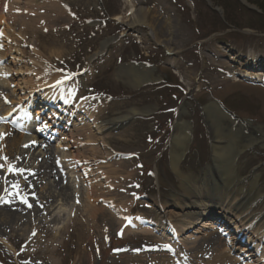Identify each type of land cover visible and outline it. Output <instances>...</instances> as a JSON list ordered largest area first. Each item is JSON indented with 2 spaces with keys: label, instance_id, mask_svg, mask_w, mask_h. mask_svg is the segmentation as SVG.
<instances>
[{
  "label": "rangeland",
  "instance_id": "1",
  "mask_svg": "<svg viewBox=\"0 0 264 264\" xmlns=\"http://www.w3.org/2000/svg\"><path fill=\"white\" fill-rule=\"evenodd\" d=\"M51 2L0 0V31L3 34L6 31V37L0 36L3 41L0 43V52L9 53L10 48L12 54L9 58L0 57V105L8 107L13 99L11 87L8 89L6 85V82L10 83V78L6 76L11 74L7 72L14 69L29 74L42 67H52L48 71L54 73L53 78L59 75L72 80L73 86L79 90L78 103L85 100L82 110L94 112L101 124L109 120H119L124 116L130 117L102 137L110 150L98 146L99 149L83 151L86 157L94 160L90 162V169L93 171H97L99 166H112L114 169L109 176H104V172L97 173L96 176L100 177L99 187L102 193L107 196L108 201L110 198L114 200L115 206L111 204L112 201L107 202V206L97 203L100 209L105 210V215L95 225L84 220L85 218L82 219L81 211L76 212V220H73L76 223L70 224L71 230H76L78 221L82 220L86 230L92 225L97 231L95 235H83L86 239L94 236L95 242L79 252L75 247L76 243L69 245L65 249V264H75L77 261V264H186L188 261L184 257L167 252L173 249L174 244L170 232L176 231L174 226H180L186 220L173 218V222L167 223L169 237L157 224L162 210L170 215L179 212L172 206L158 210V200L164 204L174 195L182 194L178 173L172 168L173 154L177 150L180 153L173 138L183 131L178 132V123L181 120L188 123L190 138L186 144L185 155L179 163V171L192 181L205 183L209 187L216 182L223 186L226 182V170H223L224 166L217 167L213 162L212 130L206 108L218 102L236 118L264 130V13L261 10V6L264 8V0ZM31 9L38 10L37 14L34 13L30 19L21 16ZM141 11L145 14L142 19L144 23H135V17ZM39 12L42 15L41 20ZM115 17H120V23L112 20ZM43 21L47 24L46 30L40 28ZM9 26L10 30L7 32ZM114 37L116 40L109 48L92 59L101 52L103 43ZM53 54L57 58H53ZM254 56L262 58L263 61L250 62V58ZM239 57L243 59L240 65ZM12 58H17V67L10 64ZM142 63L152 66V71L144 74L147 73L146 76L151 75L157 80L137 88L134 80L142 73L137 67L142 66ZM235 79L237 80L234 81ZM52 80L50 77L48 81ZM59 105L57 104L59 111L62 112L63 108ZM69 110L72 111V107ZM66 111L69 115L68 108ZM81 116L82 114L75 119L78 125ZM37 124L34 123V126ZM40 126H44L43 121ZM5 127L0 122V135ZM53 138L55 139L50 146L57 154L54 165L64 172L66 179V172L72 169L69 163H65L67 145L64 141L58 151L56 147L62 140L56 135ZM43 146L46 147L45 144ZM35 149L38 150L37 155L45 150L40 146ZM9 162L16 166L12 159ZM236 164L240 180L229 189L231 201L242 199L240 188L248 181L244 195L255 192L254 196L247 197V201L254 208L253 214L260 215L257 224L264 228V146L254 144L246 148L238 155ZM0 165L4 166L3 163ZM101 171L105 169L99 170ZM0 175H3V168H0ZM253 175L257 176L259 182L257 189H252L250 184ZM67 180L69 181H65L66 185L73 184L69 178ZM17 182L25 187L24 180ZM56 183L59 184L60 181ZM80 184L79 194L85 196V184L82 180ZM108 185L111 186L107 188ZM61 186L63 187L62 181ZM40 189L43 190L42 186ZM40 189L38 192H41ZM27 191L24 194L19 192L17 196L21 202L27 200V203L22 202L24 207L31 204L42 209V200L35 202L33 195ZM56 202L47 214L57 212L56 208L61 204ZM69 202H64L63 208L66 212L71 210L70 206L73 204L71 200ZM109 216L114 220L112 223L108 221ZM209 217H203L194 229L181 233V240L185 243L189 235H193L194 242H197L187 247L189 250L193 248L190 250L193 257L189 264H235V261H239L237 255H246L241 251L249 245L248 231L243 229L238 235L239 233L232 230L233 225L221 224L223 234L227 235L224 238L218 231L219 226L213 230L202 229L205 221L214 222L213 216ZM130 218H133L132 222L137 218L146 219L155 228L143 235L141 232L144 229L135 231L128 228L131 224H126ZM243 223L244 221L240 224ZM255 230L254 234L258 232L257 228ZM51 232L44 239L45 243L52 240L54 232ZM218 232L222 242L217 243ZM207 234L209 235L206 236ZM13 236L0 235V264H29L30 252L25 248L28 236L21 233ZM163 240L168 242L170 249H165L167 244H163ZM224 240L232 247V251L230 254L226 253L227 257L217 259V255H221L219 244H224ZM61 241L62 238L58 243ZM177 242L179 243V238ZM263 253L260 250L255 254L256 257L251 258L255 259L254 264L262 263L258 258ZM32 264L38 263L32 261Z\"/></svg>",
  "mask_w": 264,
  "mask_h": 264
},
{
  "label": "bare ground",
  "instance_id": "2",
  "mask_svg": "<svg viewBox=\"0 0 264 264\" xmlns=\"http://www.w3.org/2000/svg\"><path fill=\"white\" fill-rule=\"evenodd\" d=\"M46 1L48 3L51 2V0ZM36 12H38V10H27L21 16L30 19L31 16L37 14ZM40 14L41 12H39V15ZM17 16L21 17L20 15ZM144 16V12L141 11L135 17L137 20L134 22L143 24L144 21L142 22V19ZM41 18L42 15H40L39 20H41ZM113 20L120 22V17H115ZM40 24V28L42 30H46L47 24H45L44 21ZM9 30L10 26L7 29V32ZM2 37H6V31H4ZM114 40H116V38L106 40L103 43L101 52L98 55L93 56L92 59L96 58V56H99L105 50L107 45ZM8 52L9 53L3 52L2 54L0 52V57L8 56L9 58V56L12 55L10 54V48ZM52 57L57 58L54 54ZM12 59L13 61H10V64L12 66L18 65L15 62L17 58ZM250 59V62L253 61L254 63H261L263 61V59L258 56L251 57ZM242 61L243 59L239 57L238 64ZM48 68L51 69L52 67ZM48 68L42 67L39 68L37 72L34 71V73L30 72L29 74L17 72L14 69L10 70V72L7 73L11 74L6 76L10 78V83L6 82V85L8 89L11 87L10 90L12 92L11 94L13 98L11 99V103L14 105L13 107H19V105H21V103L27 99L29 101L18 108L16 112L19 116L16 118L18 122H20L19 119L24 116L29 120L32 105H35L36 107L35 102L33 103V101L29 99H31L35 93H39L38 99H40V104H44L42 107L37 108L38 111L36 112V116H39L41 113L45 114V111L50 109L47 108V106L55 102H60V105H63L61 107L63 108L62 114L69 116L66 114V109L68 108L69 111L70 107L77 104V110L75 111V114L70 117L76 119L82 114L80 117V124L78 125L74 121V125L73 120L69 122L71 119L69 118L68 122L66 121V125H68L70 129L66 125L62 128L66 133H61L56 131V129H53V133H59L62 140V142L56 147V150L59 151V148H61L60 146L62 143H64V141L65 145H67V148H65L67 152L65 155V163H69V167L72 169L68 170L69 172H66V179L64 172H61L60 169H57L54 165L57 154H55L56 152L54 153L52 151L49 144L46 145L44 152H39L38 155L36 154L38 150L35 149L36 146L34 142L37 141V135L39 133L34 132L33 136L30 137L23 134L20 136L9 127H6V130H4L0 135L2 136V138H0V164H4L3 175H0V198H6L8 201H10L9 203L0 202L2 203L0 204V235L8 236L9 234H12L14 235L13 237H15L21 233L23 236H28L25 240V248H27L30 252V254H28V258H30L29 264H32V261L38 264H65V249L68 248L69 245L76 243L75 247L79 249L77 250L79 252L95 242L94 236H89L87 239L83 236L86 233H92L95 235L97 231H95L92 225H90V228L86 230L84 228V222L81 220L78 221V228L72 231L70 224L74 225L76 223V221L73 222V220H76L77 217L76 212L81 211V218H85L84 220L95 225V222L97 224L98 220L103 215H105V210L100 209L97 203L101 202L104 206H107V202L112 201L111 204H114V200H111L110 198L108 201L107 196L102 193L101 188L99 187L101 186L99 184L101 181H99L100 177L96 176L97 173L102 174V172H104V176H109V173L114 172V169H112V166H99V168H96L97 171H93V169H90L92 166V163L90 164V162L94 160L86 157L83 151L85 149H90V151H92L93 149L98 148V146L104 147L106 150H110L108 149L109 147L104 142L102 137L104 138L107 136L110 133L108 132L109 130L115 128L126 120L128 121L130 118L129 116H124L119 120H109L101 124L95 117L94 112H86L82 110L85 100H82V103L78 104L79 95H77V89H75V86H73L71 83L72 80L67 79L66 77L64 79L59 75L56 78H53L54 73L48 71ZM139 69L142 71V73L139 74L140 76L135 78V87L139 88L143 84L151 83L157 80L151 75L146 76L144 74V72H151V70H148L146 67H141ZM56 73L57 72H55V74ZM50 77H52V81H48ZM236 80L237 79L234 81ZM61 81H63V83H61ZM55 83L59 84L54 86L53 84ZM16 101L18 102L16 103ZM0 107V112L3 119L9 117L13 109L5 107L3 104L0 105ZM72 109L74 110V108ZM50 110L52 113H54L53 109ZM73 110L71 112L72 114L74 113ZM206 113L210 128L212 130L211 149L213 162L217 167H225V169H223L226 170L225 184L222 186L216 182V184L209 187L205 183L192 181L188 176L183 175L179 171V169H181L179 167V163L185 155L186 144L190 138L189 125L185 121L181 120L180 123H178L177 129L178 132L181 130L183 131L181 134H177L173 138V142H175L176 147L180 149V153L177 150V152L173 154L172 168L176 173H178L177 175L181 182L182 194L179 196L174 195L170 201L164 204L161 202V200H158L159 211L165 209L167 206H172L179 210V212H176L175 214L172 213V215H176L177 217H173L169 213H166L165 210H162V212L159 214L160 219L157 222L159 226L163 228V230L165 229V223L169 220L173 222V218L180 221L186 220L184 221V224L180 226H174L177 230V233L180 232V237L179 243L175 241L172 247L178 253L179 257H184V260L186 259L188 262L192 261L191 257L193 256L190 253V250L193 248L189 250L187 247L191 244H197V242H194L195 240L193 235H189L186 238L188 239V241L186 240V244L184 240H181V233L183 231H188L189 229H194L199 220L205 216H210L209 218L213 216L215 223L219 221L223 222L224 220L226 225H233L234 227L232 230H234L236 234L241 232L243 229L248 230L247 234L249 235L248 238L250 243L255 244L257 241H264V228L259 227L260 225L257 224L258 219H260V215L253 214L254 208H251L247 201V197L249 198L254 196L255 192H252L248 196L244 195L246 194L245 190L248 181L247 183H243L242 187L240 188V193H242L241 200L232 202L229 195V189L234 184H236L238 180H240L238 176V167L236 164L238 155L243 153L246 148H250L254 144H261L264 146V130L261 127L253 126L250 122L236 119L232 115L225 112L218 103L210 104L206 108ZM54 117L58 118L57 116ZM47 118L49 120L46 121L44 126L41 127L43 130H46V128H51V123H53L55 126H60L59 123L53 122L54 119L51 118V116H47ZM14 119L11 121V123L16 121ZM96 142L99 144H96ZM42 143H45V141ZM38 144L40 145L41 142H38ZM26 145L27 147H25ZM5 156L7 157V162L3 159ZM41 156L43 157L41 158ZM9 159H12L13 163L15 162V168L25 170L23 174H13L8 172L7 169L11 163L9 162ZM67 167L68 166L66 165L65 168L67 169ZM103 169H105V171L99 172V170ZM253 176V179L250 180V184L252 189H257V187H259V182L257 180V176ZM67 178L71 180V183H73L72 185H66L65 181H69ZM80 179H82L83 184H85V196L79 194L81 191L79 190L81 188ZM20 180L25 181V187L21 186V184L17 182ZM56 181H60V183L57 184ZM61 181L63 187L61 186ZM13 184L19 185L20 194H24L27 190H29L27 192L33 195L35 202H40V200H42L41 205H43V208L37 209L31 204V207H29L28 204L24 207L22 202L17 198L18 195H14L15 189L12 188ZM41 186L43 190L40 189ZM109 186L111 185H108L107 188H109ZM5 189L8 191H5ZM38 189H40L41 192H38ZM73 189H75V192ZM238 193L239 190L237 191V195H239ZM257 194H261L259 190H257ZM257 198L259 199L260 197L257 196ZM70 200L73 202V204L70 206L71 210L66 212L64 209V202L69 204ZM56 201L59 202L61 206L57 208L55 207L57 212H52L51 215L48 213L50 215L49 216L46 212L50 210L51 207H53ZM251 204L253 205V202ZM216 209L218 211H216ZM71 212L72 214H70ZM68 214H70V216L65 217V215ZM233 219H235L236 222ZM109 220L110 223L114 221L111 216H109L108 221ZM46 221H48L47 224L45 223ZM243 221L244 223L240 224ZM214 222L212 220L205 221L202 225V229H215ZM138 223L139 221L136 220L133 223L131 229L133 227L138 229L144 227ZM238 223L240 226H238ZM246 225H248V227H246ZM256 228L258 230V234H253L254 229ZM51 230L54 232L52 240H49L45 243L44 239L52 233ZM122 231L121 236L124 238V233ZM149 231L150 230L148 229L142 230L141 234H148ZM41 233L44 235H41ZM196 233L199 234L200 232ZM219 234L220 233L218 232V235L216 236L219 238L216 240L217 243L222 242V240H220L221 234ZM208 235L209 234L206 236ZM238 235H240V233ZM251 235L254 236L251 237ZM254 237L257 239V241L252 239ZM61 238L62 241L58 243V240ZM172 239H174V234ZM86 240L87 243H85ZM224 241V244H219L221 255L218 254L216 257L217 259H220L223 256L227 257L228 255H226V253L230 254L232 251V247L227 244L226 240ZM230 241H233V239ZM257 246L259 247L260 245ZM246 250L247 249L243 247L242 251ZM195 251L197 252V249H195ZM195 251L193 252L195 253ZM262 251H264V247ZM253 255L255 254L253 253ZM61 257L63 258L62 261L60 260ZM234 258H236V256ZM261 259H264V253L263 257H261L259 260ZM77 263L78 261L75 264ZM235 264L240 263L239 261H235Z\"/></svg>",
  "mask_w": 264,
  "mask_h": 264
},
{
  "label": "snow or ice",
  "instance_id": "3",
  "mask_svg": "<svg viewBox=\"0 0 264 264\" xmlns=\"http://www.w3.org/2000/svg\"><path fill=\"white\" fill-rule=\"evenodd\" d=\"M3 35V32L0 31V36ZM61 83H63V81H61ZM0 138H2V136H0ZM27 147V145L25 146ZM3 159L7 162V157H3ZM3 165H0V168H3ZM8 172L9 173H13V174H23V172L25 171L24 169H17L15 168L14 165H9L8 166ZM12 188L15 189L16 191L14 192V195H19V185L18 184H13ZM5 191H8L7 189H5ZM0 202H4V203H9L10 201H8L6 198H0ZM23 203H27V200H22ZM29 207H31V205H28Z\"/></svg>",
  "mask_w": 264,
  "mask_h": 264
},
{
  "label": "trees",
  "instance_id": "4",
  "mask_svg": "<svg viewBox=\"0 0 264 264\" xmlns=\"http://www.w3.org/2000/svg\"><path fill=\"white\" fill-rule=\"evenodd\" d=\"M261 10H262V12L264 13V8H263V6H261Z\"/></svg>",
  "mask_w": 264,
  "mask_h": 264
}]
</instances>
